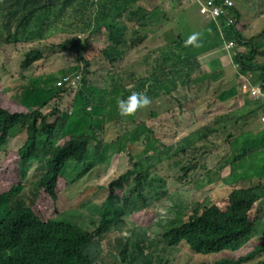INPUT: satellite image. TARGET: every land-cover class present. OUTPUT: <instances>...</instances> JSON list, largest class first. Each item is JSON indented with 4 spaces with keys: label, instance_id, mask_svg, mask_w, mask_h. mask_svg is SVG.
I'll list each match as a JSON object with an SVG mask.
<instances>
[{
    "label": "trees",
    "instance_id": "obj_1",
    "mask_svg": "<svg viewBox=\"0 0 264 264\" xmlns=\"http://www.w3.org/2000/svg\"><path fill=\"white\" fill-rule=\"evenodd\" d=\"M232 3L229 15L216 20L202 16L206 24L198 25L181 10L186 5L182 0H0V54L15 48L26 71L47 60L43 46L54 50V41L63 39L56 49L74 56V65L62 78L72 82L81 76V89L71 100L70 112L63 115H58L56 105L44 115L52 101L67 91L55 85L60 74L22 76L27 84L20 85V98L0 105V264H97L101 255L122 264H155L154 233L179 250L174 264H264V131L250 129L264 113V97L247 100L236 111L216 113L212 122L196 119L194 107L179 102V117L189 111L192 128L161 149L155 131L145 123L123 132L130 138V169L106 186L107 198L96 217L89 219L94 231L86 223L79 227L63 220L71 212L59 215L57 207L60 193L70 186L68 181L82 180L106 161L99 149L104 142L87 148L96 141L94 132L100 129L104 112L90 104V95L121 99L144 92L154 102L172 97L178 82L193 91L195 85L217 82L222 69L218 60L211 61L209 74L192 77L202 68L199 59L229 46L235 51L238 74L257 72L264 90V8L255 17L261 32L247 38L241 25L244 14ZM170 29L175 35L172 43L164 40ZM193 34L197 41L189 43ZM148 42L153 43L152 49L140 61L117 68L124 57ZM98 58L109 69L92 72L90 66ZM233 93V89L222 92L220 100L233 98ZM151 115L153 120L159 117L156 112ZM53 117L55 121L50 122ZM252 132H258L257 136L245 139L243 134ZM141 133L148 134L149 145L138 151L134 143ZM13 139L22 143L16 151L6 148ZM256 141L261 145L258 150L249 145ZM218 142L225 147L223 155L218 148L213 150ZM135 153L141 154L139 161ZM247 158L257 185L234 187L214 203L206 199L184 218L169 203L162 171L175 169L176 180L186 183L202 177L199 173L212 175ZM210 159L217 164L210 165ZM35 162L40 164L41 176L32 189L34 198L22 199ZM129 181L128 192L119 196L117 191ZM156 191L159 194L153 196ZM13 198L19 200L8 204ZM73 213L79 221L84 219ZM129 218L135 227L126 230ZM251 241L255 243L251 250L234 256Z\"/></svg>",
    "mask_w": 264,
    "mask_h": 264
},
{
    "label": "rangeland",
    "instance_id": "obj_2",
    "mask_svg": "<svg viewBox=\"0 0 264 264\" xmlns=\"http://www.w3.org/2000/svg\"><path fill=\"white\" fill-rule=\"evenodd\" d=\"M235 4L238 5L241 13L244 14L242 19V26L245 28L246 37H254L261 32V28L258 22H255V17L260 14L259 12L264 8V0H232ZM180 4V3H179ZM181 5V4H180ZM242 6V7H241ZM181 7V6H180ZM185 9V10H184ZM185 11L187 18L198 22V25L206 24L202 16L198 15L196 3H189L182 8V11ZM259 11V12H258ZM263 13V12H261ZM61 37H65L61 35ZM56 37V38H61ZM245 37V36H244ZM175 39L173 31L168 30L164 40L172 43ZM63 42V39L54 41L53 49L49 48L44 49V46L41 48L42 53L45 54L47 60H43L36 65L32 66L29 70L24 71L21 68L22 58L19 53L14 54L15 48H6L0 54V105L4 104L11 99H17L21 95L22 90L20 85L27 84L23 82L22 76L29 77H40L45 78L48 74H53L58 77L59 81L62 79V73L67 72L71 69L74 64L72 62L74 56L65 55L60 50L56 49V44ZM264 43V37L262 39ZM152 42L144 44L139 49L134 52H130L128 56L123 58V61L117 65V68L130 65L132 63H137L140 61L147 53L152 49ZM231 46L224 48L222 50L215 51L208 54L205 57L199 59L202 68L198 69L199 73H196L192 77L202 76L209 74L212 70L208 66L211 61H219L221 65V71L217 74V82L210 80V83H205V85H195V90H191V86L183 87L179 84V89L174 92L172 97L163 98L152 102L145 110L138 109L136 113L131 116H121L118 110V96H113V98L107 95L105 98L98 94L89 97L90 104L92 106H98L102 109L101 116V127L96 129L94 132V138L98 142L89 143L87 148L92 149L95 145L98 146L99 143L104 142L103 147H99L100 153L104 160H106L101 166L96 170L90 173L88 176L84 177L82 180L77 182L68 181L70 186L65 190H62L60 196L58 197V210L59 215L64 213H69L64 216L65 221H71L73 225L83 227L86 223L87 229L94 231L95 227L89 225V219L96 217V213L99 209V205L108 196L109 190L108 186L119 176L125 174L130 169L129 160L131 157L128 155L130 147V138L122 136L123 132L131 131L136 128L137 123H145L150 126V128L155 131L154 138L159 139V149L166 146H172L177 142L178 139L185 135L187 127L189 126L192 118L189 117L191 113L189 111L182 112V115L179 117V102H181L183 107L190 106L194 107L197 112L196 119H205L207 122H212L216 119V113H228L230 111H236L237 108H242L245 101L251 100L252 98L260 97V93H264V90L261 91L259 77L257 72L247 73L245 75L238 74L240 68L235 64V51L231 50ZM19 51V50H17ZM242 51V50H241ZM20 53L22 52L19 51ZM245 52V51H242ZM107 67L105 61L98 58L93 61L90 70L96 72L99 68ZM222 74L224 75L223 82L221 83ZM70 77V76H69ZM222 77V78H221ZM228 77V78H227ZM81 76L78 74L75 81L80 82ZM67 83L62 87L66 89V93L62 94L59 99L52 101L49 108L44 110V115H48L51 112V107L56 105L59 112L58 115H63L65 112H70V107L72 105L73 96L76 95L79 91L80 86L76 83L69 82L66 78ZM102 83V81L95 82ZM54 86V84H53ZM103 86V85H101ZM58 87V85H57ZM23 88V87H22ZM70 89V90H69ZM234 90V97L228 98L225 101L220 100V94L226 90ZM236 91V92H235ZM69 92V93H68ZM238 92V93H237ZM68 93V94H67ZM237 94V95H235ZM20 98V97H19ZM112 98V99H111ZM192 109V108H191ZM152 112L158 113V119L153 120L151 115ZM237 113V112H236ZM56 117L50 119V122H54ZM187 122V123H186ZM202 124V123H200ZM87 126V125H82ZM197 125H194V127ZM259 126V127H258ZM93 127V126H92ZM241 127V126H240ZM250 126H247V128ZM87 129V127L85 128ZM95 129V128H93ZM252 129H259L264 131V115H261L256 119L251 125ZM79 130L77 134H79ZM258 132L245 133L243 134L245 139L250 140L252 137L257 136ZM93 135V134H92ZM120 137V142L117 143V137ZM148 134L141 133L139 139L134 143V147L138 151L144 150L149 141L147 140ZM152 137V136H151ZM156 140V139H155ZM248 143V142H247ZM250 143V142H249ZM248 143V144H249ZM254 150H258L261 145L256 142H251L249 144ZM22 143L16 141L15 139L9 141L6 148L16 151L21 148ZM220 154H225V147L219 142L214 146V151L216 149ZM239 147H237L238 149ZM6 151V150H5ZM213 151V152H214ZM151 154V153H150ZM141 154L135 153L134 159L136 161L140 160ZM2 158L0 157V160ZM248 158L245 159L244 163L236 164L233 167H228L224 171L218 172L215 171L212 175H206L199 173V179L192 181H177V172L175 169L170 171H162L160 175L167 178L165 192L168 194L169 203L173 204L180 212L182 217H188L192 214L197 208V204L208 199L210 202L214 203L219 199H222L226 196L232 188H240L241 186H251L257 185V180L253 176V172L248 169L247 162ZM210 165H216L217 162L210 159ZM39 162L33 164V170L29 173V185L27 190L25 189L24 193L21 195L26 196L24 198L32 199L34 195L32 194V189L34 191L35 183L38 185L40 173ZM253 177V180H248ZM131 181L127 182L124 185V189L118 190L117 194L119 196L124 194L123 191L127 190V186ZM237 184L236 186H233ZM107 186V187H106ZM127 188V189H126ZM35 193V192H34ZM159 194V191H156L153 196ZM19 199L13 198L8 200V204H11ZM3 208H0V211ZM73 212H78L81 214L84 219L79 221L76 219ZM126 230H130L132 227H135V222L132 218H129L126 221ZM154 240L152 244V252L154 254L155 264H174L175 259L179 254V250L173 247H170L162 242V240L156 235L153 234ZM254 242H249L243 245L235 254L237 258L245 255L252 247H254ZM206 262H200V264H206ZM97 264H122L121 262L108 257L107 255H101Z\"/></svg>",
    "mask_w": 264,
    "mask_h": 264
},
{
    "label": "clouds",
    "instance_id": "obj_3",
    "mask_svg": "<svg viewBox=\"0 0 264 264\" xmlns=\"http://www.w3.org/2000/svg\"><path fill=\"white\" fill-rule=\"evenodd\" d=\"M207 1H209V0H197V1L196 0H182V3H184V4H187V2L196 3L198 15L203 16L204 18L211 19V18L203 15L202 13H200V4H205ZM225 1L226 0H219V1L216 0V2H218L220 4L225 3ZM230 1L232 2V0H230ZM225 15H229V11L227 9L224 10V14L221 15V17L225 16ZM196 41H197V34H193L189 37V40H188L189 43H194ZM62 79L60 81L58 80L56 82L55 85H56V87L58 85L57 88L62 87L64 84L66 85V83H67L66 77H64ZM75 79L72 80V82L78 84V82L75 81ZM259 83H260V85H258V87L262 88L263 83L262 82H259ZM259 95H260V97H264L263 92H262V94L260 93ZM117 103H118L119 114L123 117V116L133 115L134 113L137 112L138 109L147 108L152 103V100L144 92H132L127 98L119 99ZM262 115H264V113H262Z\"/></svg>",
    "mask_w": 264,
    "mask_h": 264
},
{
    "label": "built area",
    "instance_id": "obj_4",
    "mask_svg": "<svg viewBox=\"0 0 264 264\" xmlns=\"http://www.w3.org/2000/svg\"><path fill=\"white\" fill-rule=\"evenodd\" d=\"M232 7L233 3L230 0H226L223 4L216 2V0H209L205 4H200V13L216 20L224 14L225 9H231ZM232 20H230V24H232Z\"/></svg>",
    "mask_w": 264,
    "mask_h": 264
},
{
    "label": "crops",
    "instance_id": "obj_5",
    "mask_svg": "<svg viewBox=\"0 0 264 264\" xmlns=\"http://www.w3.org/2000/svg\"><path fill=\"white\" fill-rule=\"evenodd\" d=\"M182 8V7H181ZM182 10V9H181Z\"/></svg>",
    "mask_w": 264,
    "mask_h": 264
}]
</instances>
